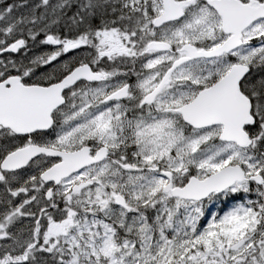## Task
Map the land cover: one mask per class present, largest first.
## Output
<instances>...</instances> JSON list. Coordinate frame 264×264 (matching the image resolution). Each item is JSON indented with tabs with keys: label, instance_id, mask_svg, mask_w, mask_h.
<instances>
[{
	"label": "snow or ice",
	"instance_id": "snow-or-ice-1",
	"mask_svg": "<svg viewBox=\"0 0 264 264\" xmlns=\"http://www.w3.org/2000/svg\"><path fill=\"white\" fill-rule=\"evenodd\" d=\"M0 264H264V0H0Z\"/></svg>",
	"mask_w": 264,
	"mask_h": 264
}]
</instances>
